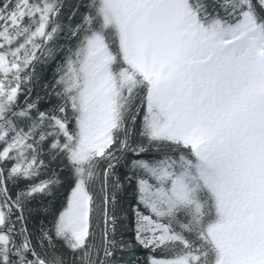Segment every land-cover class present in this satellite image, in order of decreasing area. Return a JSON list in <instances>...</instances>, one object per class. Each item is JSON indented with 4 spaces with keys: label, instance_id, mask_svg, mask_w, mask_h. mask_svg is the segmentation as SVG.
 <instances>
[{
    "label": "snow or ice",
    "instance_id": "1",
    "mask_svg": "<svg viewBox=\"0 0 264 264\" xmlns=\"http://www.w3.org/2000/svg\"><path fill=\"white\" fill-rule=\"evenodd\" d=\"M0 264H264V0H0Z\"/></svg>",
    "mask_w": 264,
    "mask_h": 264
},
{
    "label": "trees",
    "instance_id": "2",
    "mask_svg": "<svg viewBox=\"0 0 264 264\" xmlns=\"http://www.w3.org/2000/svg\"><path fill=\"white\" fill-rule=\"evenodd\" d=\"M49 75H50V73H49Z\"/></svg>",
    "mask_w": 264,
    "mask_h": 264
}]
</instances>
